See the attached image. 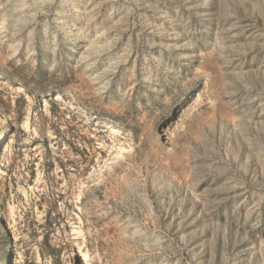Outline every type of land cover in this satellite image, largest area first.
I'll return each instance as SVG.
<instances>
[{
    "label": "rangeland",
    "instance_id": "1",
    "mask_svg": "<svg viewBox=\"0 0 264 264\" xmlns=\"http://www.w3.org/2000/svg\"><path fill=\"white\" fill-rule=\"evenodd\" d=\"M0 264H264V0H0Z\"/></svg>",
    "mask_w": 264,
    "mask_h": 264
},
{
    "label": "trees",
    "instance_id": "2",
    "mask_svg": "<svg viewBox=\"0 0 264 264\" xmlns=\"http://www.w3.org/2000/svg\"><path fill=\"white\" fill-rule=\"evenodd\" d=\"M5 242L8 244L9 242H8V239H7V236H5Z\"/></svg>",
    "mask_w": 264,
    "mask_h": 264
}]
</instances>
